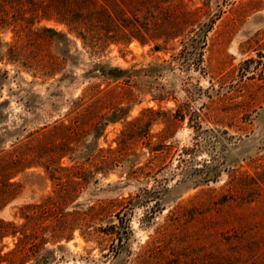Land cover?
<instances>
[{"label": "rangeland", "instance_id": "1", "mask_svg": "<svg viewBox=\"0 0 264 264\" xmlns=\"http://www.w3.org/2000/svg\"><path fill=\"white\" fill-rule=\"evenodd\" d=\"M67 3L0 0V264H264V0L96 48Z\"/></svg>", "mask_w": 264, "mask_h": 264}, {"label": "trees", "instance_id": "2", "mask_svg": "<svg viewBox=\"0 0 264 264\" xmlns=\"http://www.w3.org/2000/svg\"><path fill=\"white\" fill-rule=\"evenodd\" d=\"M155 5L160 11L163 10L164 12L167 9V21L165 22L168 24L162 27L158 26L162 30L161 33L157 31L159 35L153 31L156 27H151L152 19L155 18L153 10ZM143 10L145 22L141 24L140 18L142 16L140 13ZM1 12L0 6V22L3 21ZM189 14L191 12H179L174 8L171 9L170 6L165 8L164 5L158 3V0H68L65 7V17L60 20L67 25L70 33H75L77 37L82 39L84 45L96 48L123 38L127 41L137 38L143 42L150 38L153 40L172 39L175 31L171 28L176 22H179L181 16H188ZM165 27H168V31L171 30L165 33L163 32L167 31ZM119 72L122 70L114 69V77H117ZM47 201L48 207L59 203L53 198ZM65 230L67 228L63 229L62 232ZM108 233H114V227ZM33 239L28 236L19 239L17 247L12 252L14 261L18 255L24 253L28 245H35Z\"/></svg>", "mask_w": 264, "mask_h": 264}]
</instances>
